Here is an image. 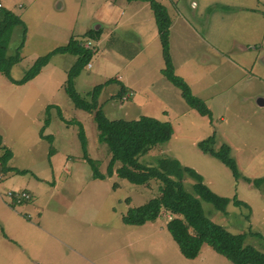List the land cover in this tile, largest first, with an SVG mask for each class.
<instances>
[{"label": "rangeland", "instance_id": "374dc122", "mask_svg": "<svg viewBox=\"0 0 264 264\" xmlns=\"http://www.w3.org/2000/svg\"><path fill=\"white\" fill-rule=\"evenodd\" d=\"M1 1L26 26L21 60L11 69L14 79H20L37 57L66 45L71 36L80 39L83 46L93 51L89 63L73 78V89L89 100L87 93L95 85L115 77L124 86L123 96H116L120 90L117 83L106 84L98 95L107 118L129 120L146 115L169 121L173 127L171 138L142 155L139 161L156 165L162 157L175 158L200 173L215 193L230 199L236 196L247 203V207L234 206L231 201L225 214L215 211L209 203L202 205L205 212L211 209L208 214L214 222L232 233H245V243L264 250V190L243 179L264 177V105L256 107L250 101L257 93L264 99V0H252L259 5V45L250 53L248 72L252 78L247 75V81L236 82L238 66L222 56L216 66L208 67L199 61L196 53L198 49L208 51L206 46L189 41L185 49L175 51L174 73L184 79L194 96L204 102L209 99L210 117L191 108L181 90L162 74L165 63L160 40L145 45L151 35L140 33L136 25L146 16L144 11L134 13L141 2ZM157 1L173 9L170 0ZM173 1L183 10L182 0ZM184 1L186 9L192 5L191 0ZM228 1L243 6L248 2ZM194 2L200 10L203 0ZM130 3L136 5L131 10ZM90 31L99 32L91 35ZM21 33L22 26L13 29L8 55L14 53ZM221 48L237 58L231 53L233 49L237 51L235 45ZM75 60L76 56L69 53L55 54L37 76L21 85L0 74V135L12 151L8 165L15 169L7 173L0 167V213L8 214L6 230L0 225V264H231L206 244L195 259L183 257L163 215L143 225L122 221L128 208L157 194V183L135 185L115 174L104 179L92 178L90 165L83 158L79 126L86 137L88 156L97 161L103 173L110 155L106 145L97 140L92 114L75 107L65 91L67 72ZM204 74L208 75L198 84L201 94L208 99L196 95L200 91L194 83L196 76ZM49 104L57 105L64 119H60L56 108L49 109L50 122L43 134L52 135V155L48 154L50 143L39 136ZM212 134L214 142L208 141L207 145L215 150L222 144L230 147L240 173L238 179L217 158L198 148L197 144ZM187 183L190 187L192 181ZM23 192L28 198L13 199L15 193ZM5 204H14L24 223L15 222L12 218L20 216L8 212ZM3 230L9 238L19 240L21 247L5 242ZM10 249L17 253H10Z\"/></svg>", "mask_w": 264, "mask_h": 264}, {"label": "trees", "instance_id": "16d2710c", "mask_svg": "<svg viewBox=\"0 0 264 264\" xmlns=\"http://www.w3.org/2000/svg\"><path fill=\"white\" fill-rule=\"evenodd\" d=\"M132 1V0H129ZM149 4L153 12L159 40L162 47V56L165 67L162 74L175 87L181 90L182 98L187 104L202 116H211V111L205 102L194 96L190 86L174 73V67L169 53V26L171 20L166 7L157 0H140ZM16 26H22L21 37L15 47L14 53L7 54L11 34ZM99 32V31H98ZM98 32L90 31L91 35ZM26 26L21 17L12 10L4 7L0 2V74L4 75L14 84H24L37 76L42 68L55 54L69 53L76 56L65 84V91L69 95L75 107L92 114L97 129V140L105 144L110 155L105 173L98 169L97 161L87 154V141L83 128L79 126V141L83 151V158L90 165L92 178L104 179L115 174L119 179H124L131 184L149 186L151 181L157 183V194L145 203L130 207L122 215V221L128 225H143L153 222L163 215L168 220L166 228L175 241L179 252L187 259H195L202 245L210 246L216 253L225 257L231 264H264V250L245 243V233H232L223 225L214 222L203 208L202 202L209 203L215 211L225 214L227 206L232 201L234 206L247 203L235 197L221 196L215 193L204 182L203 176L192 167L183 165L179 160L170 157L158 159L156 165H146L139 158L157 145L167 142L172 134L173 127L169 121L159 120L150 116L142 115L137 119H115L106 117L101 105L98 103V95L107 84L117 83L120 90L116 94L122 97L124 86L117 78H109L104 84L95 85L87 94V100L73 89V78L89 63L92 49L83 46L80 39L70 37L66 45H61L50 52L37 57L28 67L20 79L11 76L12 67L21 60V49L25 44ZM57 105L49 104L45 108L43 127L39 130V136L50 143L49 153L55 150L52 147V135H44V128L50 122L49 109ZM60 119L63 115L58 112ZM64 120V119H63ZM214 134L200 141L197 146L204 153L217 158L229 168L233 177L238 179L240 173L235 159L230 154V147L222 144L218 150L208 146L214 142ZM12 158V151L3 144L0 135V167L3 171H15L8 165ZM25 172L26 170H16ZM245 182L250 183L257 189L264 190V177H243ZM187 180L192 183L188 187ZM116 185H114L115 187Z\"/></svg>", "mask_w": 264, "mask_h": 264}, {"label": "crops", "instance_id": "0c3cea01", "mask_svg": "<svg viewBox=\"0 0 264 264\" xmlns=\"http://www.w3.org/2000/svg\"><path fill=\"white\" fill-rule=\"evenodd\" d=\"M0 2L4 7L10 9V7L5 6V1L2 2L0 0ZM127 2H141L140 5L137 4L138 11L136 12V8L134 13L137 15L141 11H144L146 14L145 19L141 23L136 24L140 29V33L143 32V34L151 35L146 40V42H144V44H152L155 42V40L159 41L154 15L150 7L149 9H146L148 8L146 7V3L140 0H127ZM170 2L172 3L170 6L173 9H169L165 5L164 6L166 7L171 20V24L169 26V50L170 55H172L171 60L174 69L176 68L175 51L178 49H185L189 45V41H191V43H195L199 46L203 45L206 46L204 48H208V51L205 49V52H202L198 49L196 53L198 60L203 64H208V67L214 64L216 66V61L220 60L219 56H222L227 61H230L231 64L238 66V74L237 78H235L236 82L244 79L247 81V75L249 78H252V76L249 74L250 72L248 71L251 70L250 53L252 48H254L256 45H259V5H254L252 0H248L244 6L242 4H235L234 1L229 2L228 0H203L201 8L198 10L194 0H191L192 5L187 6V9L185 6V1L182 0V10L181 6H178V4L176 5L175 1L170 0ZM132 4L133 3H130V10L136 6H133ZM225 45L236 46L237 51L233 49L231 53H234V57L237 58H232L230 54H225L222 51L223 48L221 47H224ZM238 60L239 62H243V65L238 64ZM245 63H247L249 66ZM248 67H250V69H248ZM211 70L209 71V75H211L213 72V70ZM207 75L208 74L196 76L194 80V83L198 86L197 90L200 91V94H196V92L195 94L202 95L200 97L203 99H208V97L201 94V86L198 83H201L202 77ZM227 77L232 80L231 75H228ZM215 81L219 82L218 79ZM258 97L261 96H259L257 93L255 98L252 96L250 100L256 107L260 106L256 103V99ZM208 101L209 99L205 100L207 107L210 109L211 104ZM16 190L17 189H13V191ZM5 206L8 212L20 216L12 218L15 219V222L18 224L24 223L25 219L22 216V213L18 212L14 208V204H5ZM7 215L8 214L6 211L0 213V216H2L0 225H2L5 230V220L7 221ZM9 223L12 226L14 225V222ZM2 233L5 235L3 237L5 242H10L11 245L17 244V246L21 247L19 240L17 241L16 239L9 238L7 232L5 233L4 230ZM5 242H1V246L4 245ZM10 253L17 252L10 249Z\"/></svg>", "mask_w": 264, "mask_h": 264}, {"label": "built area", "instance_id": "2783aa9c", "mask_svg": "<svg viewBox=\"0 0 264 264\" xmlns=\"http://www.w3.org/2000/svg\"><path fill=\"white\" fill-rule=\"evenodd\" d=\"M13 193L12 192H9V194H13ZM26 198H28V195H27V193H24L23 192V193H15V197L13 199H15L16 201H21L22 199H26Z\"/></svg>", "mask_w": 264, "mask_h": 264}, {"label": "water", "instance_id": "95a60500", "mask_svg": "<svg viewBox=\"0 0 264 264\" xmlns=\"http://www.w3.org/2000/svg\"><path fill=\"white\" fill-rule=\"evenodd\" d=\"M256 103L260 106L264 105V99L262 97H258L256 99Z\"/></svg>", "mask_w": 264, "mask_h": 264}]
</instances>
